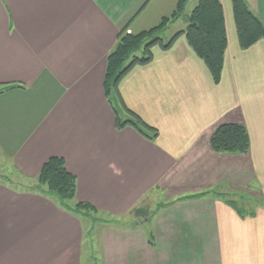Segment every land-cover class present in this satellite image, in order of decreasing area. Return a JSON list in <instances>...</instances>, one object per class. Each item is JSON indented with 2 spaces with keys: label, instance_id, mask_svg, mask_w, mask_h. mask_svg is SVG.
Segmentation results:
<instances>
[{
  "label": "crops",
  "instance_id": "crops-1",
  "mask_svg": "<svg viewBox=\"0 0 264 264\" xmlns=\"http://www.w3.org/2000/svg\"><path fill=\"white\" fill-rule=\"evenodd\" d=\"M177 1L0 0V160L35 180L60 156L76 177L75 201L132 215L130 227L100 230L103 264H264V37L240 48L231 0H219L227 39L219 83L183 35L120 80L121 102L155 138L117 129L103 90L119 31L157 25ZM245 1L264 26V0ZM227 122L244 126L245 153L210 148ZM185 178L196 191L150 213L142 207ZM86 227L54 199L0 179V264H84Z\"/></svg>",
  "mask_w": 264,
  "mask_h": 264
},
{
  "label": "trees",
  "instance_id": "trees-1",
  "mask_svg": "<svg viewBox=\"0 0 264 264\" xmlns=\"http://www.w3.org/2000/svg\"><path fill=\"white\" fill-rule=\"evenodd\" d=\"M187 1L178 0L173 12L169 16H163L157 25L149 29L132 33L126 32L125 26L117 34L115 45L106 57L103 77V90L113 108L117 129L131 126L149 140L157 136L154 127L121 102L118 91L120 80L130 69L151 61L155 46L163 50L169 49L183 35L189 47L204 62L213 83H219L227 45L223 9L219 0H197L185 18L188 23L183 30L177 31L166 41L160 36L170 23L182 15ZM231 4L239 46L247 49L264 37V26L251 12L245 0H231ZM209 146L220 153H245L249 147V139L243 125L220 123L209 137ZM35 180L36 184L30 189L54 199L61 207L75 213L84 221L88 219L92 226L107 221L91 215L98 213L91 203L75 201L76 177L66 168L62 157H49ZM251 202L254 204V200ZM253 209L252 206L249 211H254Z\"/></svg>",
  "mask_w": 264,
  "mask_h": 264
},
{
  "label": "rangeland",
  "instance_id": "rangeland-1",
  "mask_svg": "<svg viewBox=\"0 0 264 264\" xmlns=\"http://www.w3.org/2000/svg\"><path fill=\"white\" fill-rule=\"evenodd\" d=\"M191 7L193 6H190L188 8L186 7L177 21L170 23L167 28L160 34V36L163 37L165 41L180 29L179 25H182L183 29L186 27L188 22L187 20H185V18L187 17L189 9H191ZM126 32L130 31L127 29ZM132 33L136 32L133 31ZM0 179L6 181L7 183L15 185L20 189H30L33 188L32 186L36 184V180H28L21 175H16V173H14L11 168H8V165L5 162L3 163L2 160H0ZM177 184L179 186L178 188H176ZM196 186L197 184H194L193 180H189L186 178L183 180V182L172 183V185L169 183L162 187L160 190L151 192L149 196L151 202L150 200H147V204L143 205L142 207H147V210H149L148 213H150V211L154 210L160 203L167 202L171 199L172 196L177 195L179 191L184 194L196 191ZM148 202L150 204H148ZM91 215L107 219V221L105 223H95L92 226V223H90L88 219H85L86 224H89L90 227H86V229L84 230L85 234L82 246V260L84 264H103L101 253L98 249V244L100 243V230H102L104 226L114 227L115 225H117V227H130V224H132V215L128 214V216L125 215L124 217L121 216L117 218L105 215L104 213H96L94 215L93 213H91ZM136 218H139V220H141V216H138Z\"/></svg>",
  "mask_w": 264,
  "mask_h": 264
}]
</instances>
